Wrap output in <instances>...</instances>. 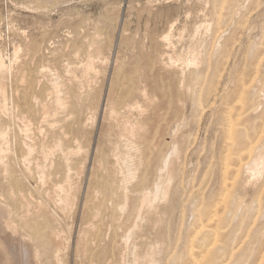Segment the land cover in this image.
<instances>
[{
    "label": "rangeland",
    "instance_id": "1",
    "mask_svg": "<svg viewBox=\"0 0 264 264\" xmlns=\"http://www.w3.org/2000/svg\"><path fill=\"white\" fill-rule=\"evenodd\" d=\"M168 33L172 34L171 42L162 41ZM163 44H165L166 47ZM99 48L100 50H97ZM162 50L164 52H160ZM166 50H168V54ZM96 52L101 54L100 59L95 56ZM174 52L177 57L179 56V63L181 64L194 54L199 56L201 63L197 67H192V65L185 66L186 69L184 68V73L187 72L184 74V77L183 75H176L171 69H169L168 60L166 59L170 53ZM162 54H164V56ZM0 56L5 65H7L5 73L7 81H5L6 85H9H7V92L9 91V94L7 93L9 96L8 99L11 101L12 98V101H9L8 104H17L15 101L18 98L21 97L23 99L24 95L26 96V100L25 98L23 101L18 99V104L21 103L20 105H22L24 102V105L20 106L21 108L24 107L22 109L20 108L21 112H25V110L29 111L31 105L30 107H28V105L36 97H42V100H47L45 98L50 94L49 89L52 86L50 84H53L55 79L56 81H59L61 85V97L68 102L69 107L67 111L61 112L56 117V126L58 128L62 126L67 130V123H65V120L66 118H69L70 115L71 117L69 119L71 120H69V123L73 120L72 118H74L72 121L74 122L75 120H78L80 116L89 115L94 112V110L97 112L95 118L96 122L93 127L89 126L83 131L82 124H80L78 120L74 124L73 130H78L80 135L81 133L84 135V145H87L90 148V165L94 162V158L97 156L98 159L102 153V156H100L101 159H98L99 164L95 162L94 164L95 166L97 165V170H100V167L103 166L104 168L106 167L109 172L105 168V170L101 169L99 174L98 171L90 173V169H88L84 181V189L79 201L80 211L78 215L73 218L74 221L71 218L67 219L68 221L66 220V224V218H63L64 216L61 213H58V211H53V214L56 213L54 216L58 222L57 229H62V231L66 233L68 239V250L65 251L67 254L64 252V256L67 255L68 264H93L94 262V264H98L97 259L101 258V253L102 257L106 260L108 258L107 255H111L114 241L121 240V231L120 229H117V224L119 222H116L120 221L116 208L120 203V192L118 191L117 193L115 191L117 190L115 188L118 187L119 173L116 171V162L113 157L111 158L110 153L116 144L122 146L123 143L121 139H118V127L116 128L115 120L112 121L113 119L111 120L110 116L104 113H106V107L110 108L112 105H115V107H112L116 110V113L119 112L118 116L120 119L128 115L137 118V113L135 109H133V112L132 108L136 105L144 104V98L142 99L144 96H142V94L145 95V93L154 99L153 110L156 113L161 114H157L160 118L163 116V119H167L169 122H174L178 119L176 117H179L180 119V116L182 115V121H180L181 119L178 121L183 125V128H186L184 129L185 132L183 130V134L184 136L187 135L185 137L188 139L186 138L187 144L181 155L179 165L177 166V172H180L178 174L176 172L172 180V196H170L169 200L165 202L161 200L158 203V216L162 218L161 221L163 223H160L158 219H156L152 221L149 227L148 225L147 228L145 226V228L143 227L144 230L139 238L140 240L138 239V251L144 254L147 252V249L151 248L149 246L163 242L164 245L161 243V249L158 251V254H156L158 257L156 258V255L154 256V260L156 261L155 264L191 263L195 257L192 253L194 250L191 251L192 248L194 247L197 250L198 247L195 246H198L199 243H201L200 241L203 240L200 238L201 234L198 233L199 229L197 230V226L200 224L198 219L200 221V217L203 216L201 215V212L204 213V208L208 207L210 210L207 208V211H212L214 214H216L218 210L220 211H218L217 214L219 215L217 217L218 220L224 218L222 221L220 220L222 223L220 226L221 230H224V232L221 231L223 234L220 236L221 238L219 237V240H222V243L219 242L217 246L220 248L222 254L220 253L219 255V250L216 251L215 259H217L218 262L221 260L220 263L222 264H232V262L233 264H262V262L264 264V254L262 256V253H264V174L256 185H250L245 189L242 186L244 171L242 168L240 169V164L237 163V158L239 154L241 155V153H237L240 149H237V147H241V149L243 147L245 148L246 144L250 141H252L251 144L253 146H258L262 142V139H264V0H0ZM16 56L18 58H16ZM88 58L93 59L94 73L92 71L87 75V73L82 71H84L86 63L90 62ZM22 63L24 65H22ZM16 65H18V67ZM10 70L11 72H9ZM44 72L47 74H44ZM24 74L25 76H21ZM36 75H38V77ZM47 75L51 78H48ZM83 75L87 76L83 77ZM22 78L25 86L22 84V80L20 82V79ZM59 78L61 80H58ZM86 78H89L88 81H86ZM45 79L52 83H47ZM68 79L71 81V86L68 83L69 81L67 82ZM74 79H76V81ZM182 82L185 83L183 84ZM180 83L182 86L185 85L186 87H182ZM35 84L36 86H34ZM38 84L42 86H39ZM93 85L94 87H92ZM18 90L21 94L20 97L17 93ZM35 90L39 94H36ZM126 90L129 92L127 93ZM21 91H23V94ZM14 93L18 96H15ZM13 97H17V99L14 98L13 100ZM111 101L114 103H111ZM94 102H96L95 105ZM242 102H244L245 106ZM109 104L111 106H109ZM155 104L157 106H155ZM127 105L129 107L131 105L132 108L130 107L129 109ZM241 106H243V108H239ZM98 107L100 109H98ZM244 107L248 111H245ZM161 108L163 111H161ZM232 108L236 109V111ZM126 109H129L128 112H126ZM157 109H160V111L157 112ZM123 110L126 111L123 112ZM234 111L238 112V114ZM244 111L247 115H245ZM240 112H242L244 118L240 116ZM26 113L30 114L28 112ZM33 116L34 115H32V119H34L35 122L34 126L37 128L39 124L38 118L36 115L34 118ZM237 120L240 121L239 124L246 122V125L242 124L234 126L237 125ZM228 121L230 124H228ZM226 126H228V128ZM260 127L263 128L260 129ZM234 128H237L238 131L242 129L244 130H242V132H237V129ZM113 129L114 132L110 133ZM226 130L228 131V136L225 133ZM230 133L232 135H230ZM241 133H244V135ZM236 134L238 137H236ZM230 136L233 140L230 139ZM254 136L256 138H254ZM168 138L169 137L167 136L162 137L157 146L153 145L154 142L151 143L153 146L150 144L151 146H149V149L144 146L147 150H150L152 147V149H155V151H150V154L148 151L145 153V162H147L145 163V166L151 165V167H155L156 161L158 160L157 158L159 157V159H162L167 155V150L169 151L168 148L170 147V139ZM227 139L229 142L227 141L226 143ZM258 140L259 142H257ZM236 142L239 143L236 144L237 147L235 145ZM227 144L228 146H231L228 147L226 146ZM226 147L230 148V150ZM232 147L234 149H232ZM96 150H98V152H96ZM234 150L236 151L234 152ZM228 153L229 155H227ZM107 154L109 157H107ZM147 154L151 156V159ZM228 156L230 158H228ZM227 159L230 162H228ZM232 159L235 161H232ZM235 162L237 163L236 166L234 164ZM105 163L107 164L106 166ZM98 165L100 166L98 167ZM108 165L111 167L109 168ZM237 165L239 167H237ZM113 167L116 170L113 169ZM235 167H237V171L235 170ZM232 169L235 171L232 172ZM0 171V205H2L3 208L5 207V210L9 209L11 212L9 213L7 210L11 221L18 230V234L20 233L19 237L27 234L31 240H35L36 235L33 231L35 220L30 219L31 221L29 223H25V221L23 222L22 217L20 218V211L22 212L23 209V212H25L28 208L27 205H33L36 198H38L35 182L32 178V180L30 178H25L24 174L21 172H19L20 175L18 172L14 173V175L15 179L22 180L23 182H10L9 179L5 177L6 175L1 168ZM106 171L107 175H110L109 177L104 175L106 174ZM110 171L113 172L110 173ZM151 171L144 172L141 175L145 185L147 184L150 188L153 187L152 185L156 179L155 169L154 173L153 168ZM57 172H60V178L61 175L63 177L65 166L62 164ZM95 172H97V177L95 176ZM230 172L232 173V176L230 175ZM116 173L118 174L116 175ZM111 174H113V176ZM105 176L108 180L105 179ZM230 178H234L233 180L235 181ZM95 179L98 180L95 181ZM228 179L229 181L226 182ZM175 182H177V184ZM232 182H234V186H232ZM18 183L19 186L15 188ZM107 183H109V187L106 186ZM27 186L29 187L27 188ZM87 186H93L94 189L101 192L104 190V192H100L102 197L101 195H99V197L101 198H89L88 203L90 206H93L92 204L94 202V204H99V206H97V209L91 210L90 208L86 211L88 216H86L85 219H82V212L84 204L86 203L84 201ZM225 187H228V189ZM17 188L19 192L17 191ZM176 188H178V190ZM235 188L237 189L236 192L234 191ZM229 189V192L233 189V192H231L232 194L226 191ZM10 191L11 193H14V195L8 194ZM26 191L27 193H24ZM222 192L225 193L224 195L227 194L226 197ZM108 193L111 196H109ZM26 194L29 195L27 196ZM103 198H105L103 201L105 204L102 203ZM217 198L218 202H216ZM42 199L43 201H46L44 198ZM100 199L101 201L98 202ZM209 201L211 203L214 202L213 207L217 209H214ZM161 202H164L163 205ZM237 202H240V205ZM203 204L206 205L204 206ZM102 205L104 206V209ZM226 205L227 207H230L231 205V210H228L229 207L227 208ZM95 210L100 211L98 216L94 215ZM106 210H108V213ZM225 212H227L228 215ZM166 213L169 215H166ZM223 213L228 217L226 218ZM5 214L7 215V213ZM93 216H95V219ZM131 216L132 214L130 217ZM130 217L128 218L131 219ZM105 218L107 219L106 222ZM113 219L114 223L112 222ZM165 219L166 221H164ZM84 221H90L95 224L99 221L96 226L95 236L96 234L98 235L102 229L99 235H103L101 237L105 240L100 236H89L90 238L87 240L88 244L90 241L89 251L86 250L85 252L78 254L76 252V235L78 232L77 230L83 227L82 225ZM102 223L104 224V227L108 224L107 230L102 227ZM156 224L158 225L155 226ZM228 224H230V226ZM71 226L73 229H70ZM98 227H101L99 232ZM195 229L196 232L194 233ZM145 230H147V232ZM22 231L23 233H21ZM148 233L149 235L152 233V235L149 236L147 235ZM69 236H71V238ZM105 237H107V239ZM161 237L165 240L161 239ZM188 238L195 243H192ZM70 239L71 241H69ZM197 239H199L198 243H196ZM160 240L161 242H159ZM162 245L164 247H162ZM190 245L195 246L190 247ZM91 247L93 248L92 251L94 248L96 251L92 252ZM186 247H189V250L186 249ZM223 247L226 248L227 256L226 252H224L225 248ZM222 248L223 250H221ZM229 250L231 253L228 252ZM186 251H189L190 254ZM228 254L230 255V259L228 258ZM167 255H169L170 258ZM221 255L223 258H219ZM91 256H93V258ZM90 257L92 258L91 260ZM261 257L263 259H260ZM84 258L87 259L84 261ZM86 260L88 261L86 262ZM124 260L125 264H132L131 256H125ZM222 260L225 261L222 262ZM235 260L238 263H235ZM40 261L42 264H47V255L45 258L42 257ZM182 261L185 262L182 263ZM21 262L22 261L18 260L16 261V264H21ZM215 262L217 261L215 260Z\"/></svg>",
    "mask_w": 264,
    "mask_h": 264
},
{
    "label": "bare ground",
    "instance_id": "2",
    "mask_svg": "<svg viewBox=\"0 0 264 264\" xmlns=\"http://www.w3.org/2000/svg\"><path fill=\"white\" fill-rule=\"evenodd\" d=\"M219 18V17H218ZM215 21V20H214ZM211 25V24H210ZM208 30V29H207ZM89 39V38H88ZM201 39V38H200ZM166 41V42H171L172 40V34L168 33L167 35H165V37L162 39V41ZM199 40V38H198ZM159 41V40H158ZM192 41V40H191ZM193 43V42H192ZM165 45V44H163ZM197 45V44H196ZM97 46V44H96ZM100 46V45H98ZM218 46V45H217ZM88 47V46H87ZM166 47V45H165ZM38 48V47H37ZM90 48V47H89ZM29 49V48H27ZM91 49V48H90ZM162 49V48H161ZM97 50H100L97 49ZM96 50V51H97ZM90 51V50H89ZM158 51V50H157ZM165 51V49H164ZM163 50L160 52H164ZM196 51V50H195ZM167 54H168V50H166ZM157 53V52H156ZM198 53V52H197ZM89 54V53H88ZM87 54V55H88ZM165 54V53H164ZM164 54H162L164 56ZM166 54V55H167ZM92 55V54H91ZM157 55V54H156ZM161 55V56H162ZM97 58L100 59L101 54L99 52H96L95 55ZM158 56V55H157ZM179 57V56H178ZM177 57V55H175L174 53H170L167 56V60H168V67L169 69H171L172 72H174L176 75H183L187 72L184 73V68L185 66H190L192 65L197 67L201 62L199 56H197L196 54L192 55L190 58L186 59L185 62H183L182 60V64L179 63L180 59ZM16 58H18L16 56ZM105 58V57H104ZM184 58V57H183ZM182 58V59H183ZM44 59V58H43ZM89 59V58H88ZM92 59V58H91ZM90 60V62L86 63L85 67H84V71L88 74H90L93 70H94V63H93V59L92 61ZM98 59V60H99ZM184 59V60H185ZM17 60V59H15ZM95 62V59H94ZM21 63V62H20ZM164 63V62H163ZM13 64V63H12ZM15 64V63H14ZM18 64V63H17ZM158 64V63H157ZM167 64V62H166ZM22 65H24L22 63ZM21 65V66H22ZM27 65V64H26ZM6 66L2 57L0 56V168L3 170V172L5 173V177H7L9 179L10 182H19L22 180H17L15 179V175L14 173H17L20 175L19 172L23 173L25 178H32L33 181L36 184V192L38 194V198H36V201L34 202L33 205H27V209L25 210V212L20 211V218L22 217L23 222L25 221V223H29L31 220L33 219L35 220V224H34V228L33 231L35 232V240H31L29 236H27V234L25 235H20V233L18 234V230L16 228V226L14 225V223L11 221L10 215L8 214L9 209L5 210L2 205H0V264H16V261L20 260L22 261L21 264H42V262L40 261L42 257L45 258V256L47 255V264H68L67 261V255H65V253L67 254V252H65L66 250H68V239L66 236V233L64 231H62V229H57V219L55 218L53 214V211L58 213H61L64 217L66 218L65 221L67 219H73L75 218L79 211V201L81 198V194L83 192L84 189V181L86 179V175H87V171L88 169H90V173H94V171H98V174L100 173L99 171L101 169L105 170V168L102 166L100 167V170L96 169V166L94 164L98 162V159H101L100 156L97 159V156L94 158V162L92 163V165H90V148L87 145H84V135L83 133H79L78 130H73V126L74 124L79 120L80 124H82V130H86L89 126H94L95 122H96V115L97 112L94 110V112L92 113H88L89 115H85V116H80V118H78V120H75L74 122H72L74 120V118H72L73 120L70 121L71 123H69V119L71 117V115L69 116V118H66L65 123H67V130H65L62 126L60 128H58L56 126L57 121H56V117L61 113V112H65L67 111V109H69L68 107V102L65 101L62 97H61V85L59 83V81L53 82V84H50L52 82H48L46 79V82L49 83L50 85H52L50 87V94L45 98L47 100H42L39 97L36 98H32L33 101L30 102V104L28 105V107L31 108L29 109V111L25 110V112H21L20 110L24 107H20L23 106L24 102L22 103V105H20L21 103L18 104L19 100L20 101L26 97L24 95V98L22 99L20 96L21 94L19 93L20 91L18 90V95L20 98L17 99V97H13L17 99L15 101V103L17 104H8L9 103V99H8V92H7V85H6V81L7 79L5 78V73H6ZM18 67V65H16ZM146 66V65H145ZM157 66V65H156ZM201 66V65H200ZM68 67V66H67ZM119 67V66H118ZM147 67V66H146ZM10 68V67H9ZM15 68V67H14ZM37 68V67H36ZM96 68V67H95ZM159 68V67H158ZM42 69V68H41ZM71 69V68H70ZM118 69V68H117ZM186 69V68H185ZM189 69V68H188ZM9 70V69H8ZM12 70V69H11ZM11 70L9 72H11ZM29 70V69H28ZM45 70V69H44ZM74 70V69H73ZM72 70V71H73ZM136 70V69H135ZM162 70V69H161ZM33 71V70H32ZM31 71V72H32ZM43 71V70H42ZM68 71V70H67ZM134 71V70H133ZM195 71V70H194ZM19 72V71H18ZM36 72V70H35ZM41 72V71H40ZM98 72V71H97ZM196 72V71H195ZM194 72V73H195ZM37 73V72H36ZM65 73V72H64ZM68 73V72H67ZM94 73V71H93ZM169 73V72H168ZM11 74V73H10ZM39 74V73H38ZM41 74V73H40ZM44 74H47L46 72H44ZM43 74V75H44ZM97 74V73H96ZM157 74V73H156ZM174 74V75H175ZM188 74V73H187ZM13 75V74H12ZM66 75V73H65ZM74 75V74H73ZM72 75V76H73ZM87 75H83L87 76ZM21 76H25L21 75ZM38 77V75H36ZM42 76V74H41ZM68 76V75H67ZM70 76V74H69ZM129 76V75H128ZM10 77V76H9ZM18 77V75H17ZM48 77V75H47ZM46 77V78H47ZM60 77V76H59ZM71 77V76H70ZM180 77V76H179ZM182 77V78H183ZM21 78V77H20ZM51 78V77H48ZM76 78V77H75ZM96 78V77H94ZM137 78V77H135ZM19 79V78H18ZM25 79V78H24ZM84 79V78H83ZM87 79V78H86ZM89 79V78H88ZM88 79L86 81H88ZM97 79V78H96ZM6 80V81H5ZM17 80V79H16ZM22 80V84H23V78L20 79V82ZM33 80V79H32ZM51 80V79H50ZM58 80H61L60 78ZM76 81V79H74ZM92 80V79H91ZM142 80V79H141ZM145 80V79H144ZM171 80V79H170ZM175 80V79H174ZM25 81V80H24ZM69 81V79L67 80V82ZM84 81V80H83ZM149 81V80H148ZM28 82V81H27ZM26 82V83H27ZM30 82V81H29ZM33 82V81H32ZM40 82V81H39ZM69 81V85H70ZM90 82V81H89ZM93 82V81H92ZM84 83V82H82ZM136 83V82H135ZM152 83V82H151ZM154 83V82H153ZM183 83V82H182ZM185 83V82H184ZM183 83V84H184ZM21 84V83H20ZM37 84V81H36ZM36 84L34 86H36ZM72 84V83H71ZM87 84V82H86ZM158 84V83H156ZM181 84V83H180ZM17 85V83H16ZM24 85V84H23ZM29 85V84H28ZM39 86H42L40 84H38ZM89 85V84H88ZM87 85V86H88ZM9 86V85H8ZM14 86V85H13ZM25 86V85H24ZM71 86V85H70ZM91 86V85H90ZM132 86V85H131ZM143 86V85H142ZM182 86V84H181ZM185 86V85H184ZM182 86V87H184ZM264 86V85H263ZM79 87V86H78ZM94 87V85L92 86ZM138 87V86H137ZM140 87V86H139ZM186 87V86H185ZM11 88V87H10ZM39 88V87H38ZM37 88V89H38ZM49 88V87H48ZM47 88V89H48ZM64 88V85H63ZM88 88V87H87ZM40 89V88H39ZM44 89V88H43ZM66 89V88H65ZM79 89V88H78ZM173 89V88H172ZM185 89V88H184ZM248 89V88H247ZM90 90V89H88ZM171 90V89H170ZM174 90V89H173ZM171 90V91H173ZM186 90V89H185ZM183 90V91H185ZM253 90V89H252ZM263 90V88H262ZM43 91V90H42ZM127 91V90H126ZM23 94V91H21ZM36 92V90H35ZM40 92V91H39ZM89 92V91H88ZM129 91H127L128 93ZM154 92V91H153ZM263 92V91H262ZM8 93V94H7ZM25 93V92H24ZM63 93V92H62ZM113 93V92H112ZM144 93V92H143ZM15 94V93H14ZM36 94H39L36 92ZM155 94V93H154ZM158 94V93H157ZM251 94V93H250ZM17 94H15V96H18ZM114 95V94H113ZM262 95V94H261ZM39 96V95H38ZM63 96V95H62ZM77 96V95H76ZM83 96V95H82ZM81 96V97H82ZM110 96V95H109ZM108 96V97H109ZM133 96V95H132ZM131 96V97H132ZM142 99L144 98V104L143 105H136L135 107H130L133 109H135L136 113H137V118L131 117L130 115L126 116V117H122L121 119L119 118V112L116 113V110L112 107L115 105H110L111 103H114L113 101H111V103L109 104V106H111L110 108H105L106 109V115H109L111 120L116 122V128H117V134L119 136L118 139L122 140V146L121 145H117L112 148L111 150V158L113 157V159L115 160V167L116 169L113 167V169H115L116 171H118L119 173V180H118V187L115 188L117 190H115L117 193L118 191L120 192V203L118 205L117 211H118V218L120 219V221H116L119 222L117 225V229H120L121 233H120V237L121 240H115L114 241V246L113 249L111 251V255L108 256L107 255V259L105 260L102 257V253H101V258L97 259L98 264H125V256H131L132 257V264H155L156 261L154 260V256L156 254H158V251L161 249V243L164 245L163 242H161V240L159 242H161L160 244H153V246H149L151 248L147 249V252L142 254L138 251V246H139V242L138 239L141 237L142 235V231L144 230V228H147V225L149 227V225L152 223L153 220L158 219V221L161 223L162 218L158 216V203L159 201H167L169 200L171 195V188H172V180L177 172V166L179 165V161L181 160V155L184 152L185 146H186V138L185 135L183 134V130L186 128H183V125H181V123H179L178 120L180 119L179 117H176L178 119H176L174 122H169V120L167 119H163V116L160 118L158 115H161L159 113H156L153 109V100L152 97H150L147 93L142 94ZM156 96V94H155ZM249 96V95H248ZM12 97V96H11ZM33 97V96H32ZM45 97V96H44ZM67 97V96H66ZM138 97V96H137ZM69 98V97H67ZM113 98V97H112ZM28 99V98H27ZM52 99V100H51ZM81 99V98H80ZM250 99V98H249ZM26 100V98H25ZM71 100V99H70ZM12 101V98H11ZM10 101V102H11ZM69 101V100H68ZM77 101V100H76ZM253 101V100H252ZM93 102V101H92ZM109 102V101H108ZM119 102V101H118ZM138 102V101H137ZM158 102V101H157ZM166 102V101H164ZM169 102V101H168ZM251 102V101H250ZM254 102V101H253ZM14 103V102H13ZM26 103V102H25ZM96 102H94L95 105ZM99 103V102H98ZM159 103V102H158ZM240 103V102H239ZM244 105V102H242ZM262 103V102H260ZM101 104V103H100ZM133 104V103H132ZM70 105V104H69ZM108 105V104H107ZM129 105V104H128ZM127 105V106H128ZM135 105V104H134ZM159 105V104H158ZM177 105V104H176ZM181 105V104H180ZM72 106V105H71ZM155 106H157L155 104ZM154 106V107H155ZM168 106V105H167ZM245 106V105H244ZM68 107V108H67ZM129 107V106H128ZM129 107V109H130ZM161 107V106H160ZM238 107V106H237ZM21 108V109H20ZM26 108V107H25ZM95 108V107H94ZM157 108V107H156ZM159 108V106H158ZM183 108V107H182ZM236 108V107H235ZM239 108H243V106L239 107ZM252 108V107H251ZM255 108V106H254ZM27 109V108H26ZM98 109H100L98 107ZM103 109V110H105ZM125 109V108H124ZM128 109V110H129ZM169 109V108H167ZM233 110L236 111V109L232 108ZM248 109V108H247ZM127 110V109H126ZM125 110V111H126ZM128 110L126 112H128ZM171 110V109H170ZM232 110V111H233ZM238 110V109H237ZM245 111H248L245 109ZM123 110V112H125ZM160 111V109H157V112ZM161 111L162 108H161ZM234 111V112H235ZM244 111V112H245ZM26 112L30 113L27 114ZM89 112V111H88ZM121 112V111H120ZM131 112V111H130ZM134 112V111H133ZM233 112V113H234ZM243 112V113H244ZM73 113V112H72ZM162 113V112H160ZM238 114V112H235ZM234 113V114H235ZM240 116H242V112H240ZM257 113V112H256ZM82 114V113H81ZM87 114V113H86ZM124 114V113H123ZM122 114V115H123ZM126 114V113H125ZM158 114V115H157ZM232 114V113H231ZM32 115H36L38 118V127L35 128L34 124V119H32ZM105 115V117H106ZM172 115V114H171ZM245 115H247V113L245 112ZM244 115V116H245ZM33 116V118H34ZM62 116V115H61ZM133 116V115H132ZM177 116V115H176ZM179 116V115H178ZM234 116V115H233ZM232 116V117H233ZM238 116V115H236ZM239 116V117H240ZM74 117V116H72ZM121 117V116H120ZM165 117V116H164ZM170 117V116H169ZM175 117V116H174ZM184 117V115H183ZM235 117V116H234ZM243 117V116H242ZM36 118V117H35ZM36 118V119H37ZM104 118V115H103ZM102 118V119H103ZM107 118V117H106ZM109 118V119H110ZM244 118V117H243ZM242 118V119H243ZM174 119V118H172ZM183 119V118H182ZM182 119L180 121H182ZM186 119V118H185ZM234 119V118H233ZM238 119V118H237ZM104 120V119H103ZM232 120V119H231ZM230 120V121H231ZM262 120V119H261ZM105 121V120H104ZM107 121V120H106ZM185 121V120H184ZM233 121V120H232ZM248 121V120H247ZM264 121V120H263ZM110 122V121H109ZM108 122V123H109ZM186 122V121H185ZM64 123V122H63ZM64 123V124H65ZM234 123V122H233ZM232 123V124H233ZM237 125L234 126H239V125H244L245 123H240V121L237 120ZM70 124V125H69ZM104 124V123H103ZM107 124V123H106ZM114 124V123H113ZM228 124L229 121H228ZM231 124V125H232ZM78 125V124H77ZM232 125V126H233ZM246 125V124H245ZM230 126V125H229ZM231 126V127H232ZM186 127V126H185ZM228 128V126H226ZM245 127V126H244ZM101 128V127H100ZM189 128V127H188ZM226 128V129H227ZM246 128V127H245ZM263 127H260V129ZM105 129V128H104ZM109 129V128H108ZM237 129V128H234ZM232 130V128H231ZM244 130V129H242ZM242 130H240L242 132ZM263 130V129H262ZM91 131V130H90ZM102 131V130H101ZM225 131V130H224ZM229 131V129H228ZM226 130V134L228 132ZM237 129V132H240ZM246 131V129H245ZM248 131V130H247ZM259 131V130H258ZM114 132V129L110 131ZM185 132V130H184ZM234 132V131H233ZM236 132V133H237ZM264 132V131H263ZM109 133V131H108ZM232 133V131H231ZM230 133V135H232ZM235 133V132H234ZM246 133V132H245ZM258 133V132H255ZM225 134V135H226ZM242 134V133H241ZM229 134H227L228 136ZM244 135V133L242 134ZM248 135V134H246ZM259 135V134H258ZM263 135V133H262ZM167 136L169 137L168 139H170V147L168 148L169 151L167 150V155L162 158L159 159V157L157 158L158 160L156 161L155 167H151V165H147L145 166V153L148 151L150 154V151H155V149H150L147 150L145 148L149 149V146H151L154 142V146H157L161 140L162 137ZM234 136V134H233ZM240 136V135H239ZM104 137V136H103ZM225 137V136H224ZM236 137L237 134H236ZM107 138V137H106ZM111 138V137H110ZM234 138V137H233ZM251 138V137H250ZM254 138H256L254 136ZM164 139V138H163ZM188 139V138H187ZM230 139H232V137L230 136ZM238 139V138H237ZM252 139V138H251ZM91 140V139H89ZM99 140V139H98ZM108 140V139H107ZM120 140V141H121ZM235 140V139H234ZM250 140V139H249ZM253 140V139H252ZM255 140V139H254ZM228 139L226 140L227 143ZM236 141V140H235ZM256 141V140H255ZM99 142V141H98ZM229 142V141H228ZM234 142V141H233ZM238 142V140H237ZM235 143L239 144L240 143V139H239V143ZM244 142V141H241ZM247 142H248V138H247ZM252 141H250L248 144H246L245 148L241 147H237L240 148L237 152L238 154L241 153V155L239 154L238 158H237V163L240 164V169H243V178H242V186L243 188H247L250 185H256L260 179L262 178L263 174H264V139H262V142L257 146V145H252L251 144ZM254 142V141H253ZM259 142V140L257 141ZM88 143V141H87ZM109 143V142H108ZM107 143V144H108ZM167 143V142H166ZM255 143V142H254ZM90 144V143H89ZM100 144V143H99ZM110 144V143H109ZM151 144V145H150ZM163 144V142H162ZM229 144V143H228ZM228 144L226 146H228ZM244 144V145H245ZM152 145V146H153ZM232 145V143H231ZM229 145V146H231ZM101 146V145H100ZM109 146V145H108ZM145 146V148H144ZM169 146V145H168ZM228 146V147H229ZM233 146V145H232ZM226 147L227 149L230 150V148ZM234 147V146H233ZM232 147V149H234ZM100 148V147H99ZM156 148V147H155ZM98 149V147H97ZM158 149V148H157ZM160 149H162L160 147ZM227 149H225L226 151H228ZM231 149V150H232ZM236 149V148H235ZM159 150V149H158ZM95 151V150H94ZM100 151V150H99ZM163 151V149H162ZM236 150H234L235 152ZM96 152H98V150H96ZM102 152V151H101ZM157 152V151H156ZM155 152V154H156ZM153 153V152H152ZM154 154V153H153ZM226 154V153H225ZM224 154V155H225ZM98 155V153H97ZM108 155V154H107ZM148 155V154H147ZM146 155V156H147ZM152 155V154H151ZM229 155V153L227 154ZM225 155V156H227ZM233 155V154H232ZM230 155V156H232ZM149 156V155H148ZM109 157V155L107 156ZM151 156H149L150 158ZM183 157V156H182ZM235 157V156H234ZM233 157V158H234ZM110 158V159H111ZM228 158H230L228 156ZM97 159V162H96ZM104 159V158H103ZM151 159V158H150ZM149 159V160H150ZM224 159V158H223ZM235 159V158H234ZM93 160V159H92ZM228 160V159H227ZM226 160V161H227ZM102 161V160H101ZM108 161V160H107ZM106 161V163H107ZM223 161V160H222ZM232 161H235L232 159ZM231 161V162H232ZM228 162H230L228 160ZM105 163V166L107 165ZM111 163V162H110ZM114 163V162H113ZM150 163V162H149ZM236 162L234 163L235 166L237 164ZM62 164L65 166V173L64 176L61 178L59 177V173L57 172V170L60 168V166H62ZM102 164V163H101ZM226 164V163H225ZM230 164V163H229ZM232 164V163H231ZM103 165V164H102ZM228 165V164H227ZM226 165V166H227ZM100 165H98L99 167ZM109 168L111 167L110 165H108ZM148 167V168H146ZM228 167V166H227ZM231 167V166H230ZM234 167V166H233ZM237 167H239L237 165ZM235 167V170L236 168ZM153 168V173H154V169H155V181L153 183V187L150 188L148 187V185L143 182L144 180L142 179L141 175L144 172H148L151 171ZM64 169V168H63ZM96 169V170H95ZM107 169V168H106ZM112 169V168H111ZM225 169V168H224ZM230 169V168H229ZM240 169L238 168V170L240 171ZM180 170V168H179ZM178 170V171H179ZM234 170V171H235ZM107 171L109 172V170L107 169ZM107 171L106 174L107 175ZM228 171V170H227ZM226 171V172H227ZM232 172L233 169L231 170ZM237 171V170H236ZM1 172V171H0ZM103 172V171H102ZM113 172V171H112ZM110 171V173H112ZM152 172V171H151ZM150 172V173H151ZM180 172V171H179ZM177 172V174L179 173ZM225 172V171H224ZM241 172V171H240ZM95 176L97 175V172H95ZM105 173V172H104ZM116 173V175L118 174ZM146 174V173H145ZM149 174V173H148ZM234 174V173H233ZM240 174V173H239ZM113 176V174H111ZM115 175V174H114ZM230 175L232 176V173L230 172ZM238 175V174H235ZM234 175V176H235ZM23 176V177H24ZM93 176V175H92ZM110 176V175H109ZM107 175V177H109ZM145 176V175H143ZM152 176V175H151ZM20 177V176H18ZM22 177V178H23ZM97 177V176H96ZM103 177V176H102ZM117 177V176H115ZM223 177V176H222ZM237 177V176H236ZM101 178V176H100ZM146 178V177H145ZM148 178V177H147ZM232 178V177H231ZM230 178V179H231ZM31 179V180H32ZM105 179L106 176H105ZM112 179V177H111ZM223 179V178H222ZM227 179V178H226ZM234 179V178H233ZM231 179V180H233ZM236 179V178H235ZM98 179H95V181ZM108 180V179H107ZM87 181V180H86ZM228 180H226V182H228ZM235 181V180H233ZM16 182V183H17ZM23 182V181H22ZM27 182V181H26ZM225 182V183H226ZM231 182V181H230ZM237 182V181H236ZM235 182V184H236ZM92 183V182H91ZM177 184V182H175ZM239 183V182H237ZM86 184V183H85ZM93 184V183H92ZM90 184V185H92ZM109 183L106 184L107 187H109L108 185ZM115 184L117 185V183L115 182ZM227 184V183H226ZM231 184H233L232 186H234V182H232ZM230 184V185H231ZM96 185V184H95ZM94 185V186H95ZM188 185V184H187ZM15 186V185H14ZM19 186L18 185L15 186V188ZM99 186V185H98ZM97 186V187H98ZM105 186V183H104ZM103 186V187H104ZM225 186V185H224ZM223 186V187H224ZM228 186V185H226ZM237 186V185H236ZM23 187V186H22ZM25 187V186H24ZM29 186H27L28 188ZM96 187V186H95ZM102 187V184H101ZM229 187V186H228ZM228 187L226 189H228ZM263 187V186H262ZM20 188V187H18ZM17 188V191H18ZM99 188V187H98ZM105 188V187H104ZM114 188V187H111ZM237 188V187H236ZM235 188V192L236 189ZM14 189V188H13ZM26 189V188H24ZM178 190V188H176ZM224 189V188H223ZM222 189V190H223ZM110 190V188H109ZM108 190V191H109ZM112 190V189H111ZM225 190V189H224ZM233 190V189H232ZM231 190V192H233ZM260 190V189H258ZM262 190V188H261ZM260 190V191H261ZM9 191V190H8ZM33 191V190H32ZM114 191V192H115ZM227 192L230 191L226 190ZM13 192V191H12ZM19 192V191H18ZM29 192V190H28ZM31 192V191H30ZM34 192V191H33ZM101 191L94 189L93 186H87L86 191H85V201L86 202L84 204V208H83V212H82V219H85L86 216H88L87 212L90 208L91 210L93 209H97V206H99V204H94L93 202V206H90L89 202V198H93V199H97V198H101L102 195L100 194ZM104 192V190L102 191ZM101 192V193H102ZM110 192V191H109ZM229 192V193H231ZM23 193V192H20ZM24 193H27L24 192ZM116 193V194H117ZM223 193V192H222ZM221 193V194H222ZM238 193V192H237ZM257 193V192H256ZM8 194H13L14 193H10L8 192ZM109 194V193H108ZM107 194V195H108ZM225 193H223L224 195ZM232 194V193H231ZM245 194V193H242ZM259 194V191H258ZM261 194V192H260ZM11 195V196H13ZM23 195V194H22ZM27 195V194H26ZM29 195V194H28ZM27 195V196H28ZM35 195V194H34ZM99 195H101V197H99ZM175 195V194H174ZM177 195V194H176ZM227 195V194H226ZM226 195H224L226 197ZM9 196V195H8ZM24 196V195H23ZM22 196V197H23ZM104 196V194H103ZM109 196H111L109 194ZM221 196V195H220ZM238 196V195H237ZM240 196V195H239ZM257 196V195H256ZM15 197V196H14ZM20 197V198H22ZM36 197V196H35ZM115 197V196H114ZM232 197V196H231ZM244 197V196H242ZM259 197V196H258ZM13 198V197H11ZM44 198L46 201H43ZM116 198V197H115ZM118 198V197H117ZM219 198V197H218ZM218 198L216 199V202H218ZM230 198V197H228ZM257 198V197H255ZM260 198V197H259ZM14 199V198H13ZM18 199V198H17ZM35 199V198H34ZM105 198H103L102 203H104ZM220 199V198H219ZM223 199V198H222ZM221 199V200H222ZM225 199V198H224ZM231 199V198H230ZM1 200V199H0ZM114 200V198H113ZM235 200V199H234ZM233 200V201H234ZM3 201V199H2ZM16 201V200H15ZM34 201V200H33ZM93 201V200H92ZM96 201V200H95ZM101 201L98 200V202ZM115 201V200H114ZM220 201V200H219ZM227 201V200H226ZM4 202V201H3ZM24 202V201H22ZM97 202V201H96ZM106 202V201H105ZM163 202V203H164ZM169 202V201H168ZM171 202V201H170ZM208 202V201H207ZM210 202V201H209ZM223 202V201H222ZM220 202V203H222ZM230 202V201H229ZM232 202V201H231ZM20 203V202H19ZM26 203V201H25ZM110 203V202H108ZM162 203V202H161ZM162 203V205H163ZM214 203V202H213ZM213 203L210 202V204H212L213 207ZM238 203V202H237ZM240 203V202H239ZM238 203V204H239ZM16 204V203H15ZM82 204V203H81ZM105 204V203H104ZM103 204V205H104ZM202 204V203H201ZM209 204V203H207ZM231 204V203H228ZM227 204V205H228ZM237 204V205H238ZM102 205V206H103ZM171 205V203H170ZM204 206L206 204H203ZM215 205V204H214ZM217 205V204H216ZM220 205V204H219ZM218 205V206H219ZM226 205V207H227ZM236 205V206H237ZM240 205V204H239ZM238 205V206H239ZM253 205V204H252ZM261 205V204H260ZM114 206V205H113ZM211 206V205H210ZM223 206V205H222ZM221 206V207H222ZM107 207V206H105ZM168 207V206H167ZM166 207V208H167ZM170 207V206H169ZM216 207V206H215ZM229 207V206H228ZM227 207V208H228ZM231 207V205H230ZM229 207L228 210H231V208ZM102 208V207H101ZM114 208V207H113ZM208 208V207H207ZM207 208L205 209V212H201V215H203L202 217H200V221L198 219V222L200 223L196 228L197 230L199 229L198 233L201 234L200 238H202L203 240H201L198 246L195 245H190V247H198L197 250L196 248H192L191 251H193V256H195L193 258V260L191 261V263H187V264H216L218 262L217 259H215V254L217 253L216 251H218L219 255L220 253L222 254V252L220 251V248H218V244L219 242L222 243V240H219V237L222 234V232H224V230H221V222L222 219L224 218H220L218 220V211L216 214H214V212L212 211H207ZM214 208V207H213ZM212 208V209H213ZM223 208V207H222ZM104 209V206H103ZM108 209V208H105ZM168 209V208H167ZM166 209V210H167ZM203 209V210H204ZM217 209V208H214ZM260 209V208H259ZM208 210H210V208H208ZM221 210V208H220ZM261 210V209H260ZM101 211V209H100ZM98 210H95L94 215L98 216L99 212ZM108 213V210H106ZM105 211V212H106ZM169 211V209H168ZM201 211V209H200ZM223 212V210H221ZM252 211V210H251ZM170 212V211H169ZM220 212V211H219ZM229 212V211H228ZM7 213V215L5 214ZM9 213H11L9 211ZM22 213V214H21ZM114 213V212H113ZM203 213V214H202ZM227 214V212H225ZM225 213H223L226 218L228 217ZM233 213V210H232ZM91 214V213H90ZM132 214V216L130 217V215ZM230 214V213H229ZM160 215V214H159ZM164 215V214H163ZM166 215H169L166 213ZM91 216V215H90ZM95 216L94 219H95ZM111 216V215H110ZM199 216V215H198ZM61 217V216H60ZM114 217V216H113ZM128 217H130L131 219H129ZM197 217V214H196ZM223 217V216H222ZM62 218V217H61ZM99 218V217H97ZM117 218V219H118ZM165 218V217H164ZM19 219V217H18ZM60 219V218H59ZM89 219V218H87ZM91 219V218H90ZM102 219V217H101ZM115 219V217H114ZM114 219H113V223H114ZM235 219V217H234ZM21 220V219H20ZM61 220V219H60ZM106 218H105V222H106ZM22 221V220H21ZM68 221V220H67ZM66 221V224H67ZM74 221V219H73ZM72 221V222H73ZM102 221V220H101ZM100 221V222H101ZM166 221V219L164 220ZM197 221V218H196ZM226 221V220H225ZM71 222V224H72ZM220 222V224L218 225V223ZM63 223V222H62ZM99 223V221H98ZM98 223H93L90 221H84L83 222V227L79 228L77 231V235H76V252L78 254L85 252L86 250L89 251L90 249V241L89 244L87 243L88 238H90L89 236L94 235L95 236V232H96V226ZM104 223V221H103ZM102 223V224H103ZM112 223V225H113ZM163 223V222H162ZM168 223V222H167ZM197 223V222H196ZM224 223V222H223ZM228 223V222H227ZM77 224V223H76ZM198 224V223H197ZM231 224V223H230ZM230 224H228L230 226ZM101 225V224H100ZM158 224H156L155 226H157ZM165 225V222H164ZM163 225V226H164ZM242 225V224H241ZM67 226V225H66ZM99 226V225H98ZM108 226V224H107ZM106 227H104V224L102 225L103 228H105L106 230L108 229ZM110 226V225H109ZM145 226V227H144ZM228 226V227H229ZM68 227V226H67ZM70 227V224H69ZM74 227V226H73ZM119 227V228H118ZM144 227V228H143ZM152 227V226H151ZM264 227V226H263ZM162 228V227H159ZM238 228V227H237ZM70 229H73L72 226ZM99 229V230H98ZM98 232L100 231L101 227H98ZM110 229V228H109ZM113 229V228H112ZM151 229V228H150ZM164 229V228H163ZM162 229V231H163ZM228 229V228H226ZM225 229V230H226ZM243 229V228H242ZM105 230V231H106ZM148 230V229H147ZM147 230H145L147 232ZM102 231V229H101ZM100 231V232H101ZM119 231V232H120ZM149 231V230H148ZM153 231V229H152ZM159 231V230H158ZM161 231V230H160ZM222 231V232H221ZM72 232V230H71ZM99 232V234H100ZM196 232V229L194 231V233ZM229 232V231H228ZM264 232V231H263ZM23 233V231L21 232ZM69 233V232H68ZM107 233V231H106ZM163 233V232H162ZM230 233V232H229ZM97 235V236H103V235ZM103 234V232H102ZM108 234V233H107ZM110 234V233H109ZM145 234V233H143ZM156 234V231H155ZM160 234V232H159ZM197 234V233H196ZM112 235V234H111ZM116 235V234H115ZM146 235V234H145ZM149 235V233L147 234ZM152 233L149 235L151 236ZM193 235V234H192ZM227 235V234H226ZM197 236V235H196ZM234 236V235H233ZM71 238V236H69ZM93 237V236H92ZM91 237V238H92ZM98 237V238H100ZM115 237V236H114ZM113 237V238H114ZM117 237V236H116ZM154 237V236H153ZM157 237V236H156ZM190 237V236H189ZM228 237V236H226ZM103 238V237H101ZM107 239V237H105ZM150 238V237H149ZM152 238V237H151ZM199 238V239H200ZM221 238V237H220ZM75 239V240H76ZM118 239V238H117ZM143 239V238H142ZM160 239V238H159ZM161 239H164L161 237ZM189 239V238H188ZM195 239V237H194ZM193 239V240H194ZM199 239H197V242H199ZM226 239V238H225ZM230 239V238H229ZM263 239V238H262ZM93 240V239H91ZM96 240V239H95ZM103 240H105L103 238ZM140 240V239H139ZM151 240V239H150ZM165 240V239H164ZM163 240V241H164ZM190 240V239H189ZM71 241V239L69 240ZM101 241V240H100ZM99 241V244H100ZM108 241V240H107ZM106 241V242H107ZM145 241V240H144ZM155 241V240H154ZM192 241V240H190ZM224 241V240H223ZM227 241V239H226ZM92 242V241H91ZM103 242V241H102ZM189 242V241H188ZM194 241H192L193 243ZM229 242V241H228ZM75 243V242H74ZM95 243V242H94ZM93 243V244H94ZM112 243V242H111ZM195 243V242H194ZM230 243V242H229ZM98 244V243H97ZM95 244V245H97ZM103 244V243H102ZM108 244V243H107ZM191 244V243H190ZM162 245V247H164ZM166 245V244H165ZM224 245V243H223ZM94 246V245H93ZM99 246V245H98ZM102 246V245H101ZM228 246V245H227ZM75 247V246H74ZM100 247V246H99ZM110 247V246H108ZM226 247V246H225ZM223 247V248H225ZM230 247V246H229ZM72 248V247H71ZM97 248V247H96ZM102 248V247H100ZM112 248V247H111ZM189 248V247H188ZM186 247V249H188ZM223 248L221 250H223ZM92 247H91V251H92ZM164 249V248H163ZM229 249V248H228ZM98 250V249H97ZM189 250V249H188ZM231 250V248H230ZM228 251L231 253V251ZM234 250V249H233ZM262 250V249H261ZM75 251V250H74ZM93 251H96L95 248ZM92 251V252H93ZM106 251V250H105ZM108 251V250H107ZM162 251V250H161ZM237 251V250H236ZM65 252V253H64ZM90 252V253H92ZM102 252V251H101ZM183 252V250H182ZM189 252V251H186ZM216 252V253H215ZM226 252V248L225 251ZM235 252V251H234ZM95 253V252H94ZM98 253V252H97ZM77 254V255H78ZM85 254V253H84ZM87 254V253H86ZM89 254V253H88ZM104 254V253H103ZM168 254V253H167ZM188 254V253H187ZM186 254V255H187ZM190 254V252H189ZM264 253H262L263 256ZM74 255V253H73ZM90 255V254H89ZM93 255V254H92ZM224 255V254H223ZM233 255V254H232ZM231 255V256H232ZM69 256V255H68ZM161 256V255H160ZM159 256V257H160ZM169 257V255H167ZM166 256V257H167ZM172 256V255H171ZM192 256V257H193ZM226 256H227V252H226ZM229 254H228V258H229ZM81 257V256H80ZM93 258V256H91ZM90 257V260L92 259ZM158 257V255H156V258ZM187 257V256H186ZM222 255L219 257L221 258ZM233 257V256H232ZM231 257V258H232ZM237 257V256H236ZM162 258V257H161ZM170 258V257H169ZM168 258V259H169ZM191 258V256H190ZM223 258V257H222ZM264 258V257H263ZM262 257L260 259H263ZM70 259V258H69ZM80 259V258H79ZM78 259V260H79ZM87 258H84V261ZM185 259V258H184ZM189 259V258H188ZM187 259V260H188ZM230 259V258H229ZM242 259V258H241ZM74 260V259H73ZM170 260V259H169ZM168 260V261H169ZM186 260V261H187ZM191 260V259H190ZM215 260L217 262H215ZM227 260V259H226ZM81 261V260H80ZM88 260H86L87 262ZM128 261V259H127ZM163 261V260H162ZM221 260H219V264ZM225 260H222V262ZM260 261V260H258ZM77 262V260H76ZM92 262V261H90ZM171 262V261H170ZM185 261H182V263ZM230 262V261H229ZM240 262V261H239ZM95 263V262H94ZM93 263V264H94ZM127 263V262H126ZM167 263V261H166ZM180 263V262H179ZM217 263V264H218ZM226 263V262H225ZM235 263L236 262L235 260ZM259 263V262H258ZM19 264V263H18ZM74 264V263H73ZM78 264V263H76ZM128 264V263H127ZM168 264V263H167ZM170 264V263H169ZM184 264V263H183ZM233 264V262H232ZM261 264V263H260ZM263 264V262H262Z\"/></svg>",
    "mask_w": 264,
    "mask_h": 264
}]
</instances>
